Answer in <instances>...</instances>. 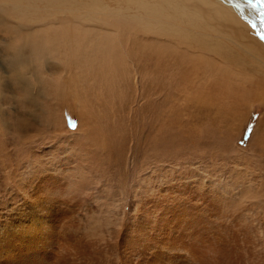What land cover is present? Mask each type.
I'll return each mask as SVG.
<instances>
[{
  "label": "bare ground",
  "instance_id": "bare-ground-1",
  "mask_svg": "<svg viewBox=\"0 0 264 264\" xmlns=\"http://www.w3.org/2000/svg\"><path fill=\"white\" fill-rule=\"evenodd\" d=\"M6 1V16L26 30L21 42L30 58L22 59L19 46L10 54V64L21 62V71L32 59L59 62L71 50L74 64L91 63L87 68L94 64L100 72L127 53L122 38L137 33L163 39L169 51L178 45L177 52L200 62L192 48L228 59L243 47L249 63L259 65L252 44L232 41L212 26L242 31L239 17L264 41V10L251 0H115V7L102 0ZM3 7L0 2V12ZM55 7L76 18L42 26V15ZM104 18L112 19L109 28ZM164 54L150 56L147 65L177 60L162 61ZM84 95L74 97L68 115L77 123L68 137L56 133L61 125L53 120L45 137L23 128L22 115L13 126H0V135L11 134L9 143L0 142V202H6L0 204V264H264V129L242 149L237 141L246 128L243 114L224 110L218 100L209 104L184 94V119L166 117L178 127L198 122L181 131L155 126L151 134L149 126L136 123L140 106H130V96L108 92L97 109L74 107ZM59 101L67 115L69 104ZM191 101L197 106L190 112ZM201 113L211 135L204 124L198 131ZM160 151L180 157L165 165L171 158Z\"/></svg>",
  "mask_w": 264,
  "mask_h": 264
},
{
  "label": "rangeland",
  "instance_id": "rangeland-1",
  "mask_svg": "<svg viewBox=\"0 0 264 264\" xmlns=\"http://www.w3.org/2000/svg\"><path fill=\"white\" fill-rule=\"evenodd\" d=\"M102 1L105 4L108 3L107 5L110 7H115L117 5V3L114 2L115 0ZM0 2L2 3V6H4L2 9L3 12H0L1 127L13 126L16 119L22 115L24 119L20 125L23 128L26 130H32L33 133L37 135L41 133V137H45L46 133L49 131L48 129H50L48 123H51L53 120V122L61 125V129L57 130L56 133L59 135L62 134L61 136L65 138L68 137L70 133L74 132V128L72 127H75L77 123L74 116L68 115L69 112L73 111L72 104L74 105L73 100L77 93L86 95H84L85 99L78 101V105L74 107L97 109L103 104L102 97L105 96L104 94L112 92V94L120 96H130L132 100L129 105L132 106L133 104L136 108L137 106H140L137 109L133 108L134 112L139 113L135 120L138 125L140 124L143 127L149 126L148 133L154 131L155 126H158L162 132L165 129H169V131H181L186 127L191 128L193 121L178 122L181 127H184L181 128L176 125L177 120L172 118L171 115L169 118L166 117L169 116L168 113H171L176 115L175 117L177 119H184L181 115L184 109L182 104L184 102V94L192 98L200 97L202 100H207L209 104L218 100L224 110L231 111V113L239 112L241 115L243 114L242 117L244 118L246 128H244V133L241 135L242 137L239 138L240 140L237 141V145L242 149L251 144L258 129L260 131L264 129V53L262 54L264 41L260 31L253 28L251 24H247L245 21L243 22L240 17L238 19L243 23L242 27L245 28L242 31L239 30V33L235 32L236 26L233 28L231 25H225V27L222 23L219 25L212 23V26L222 31L221 35L225 34L229 37L228 39L231 38L232 41L237 43L239 41L241 45L252 44L253 48L257 49V52L260 55L257 56L255 54V56L260 57L261 61L259 60V65H255L252 61L249 63V60L246 58V50L242 46L243 52L242 50H233L231 54L229 53L228 59L226 56H217L205 51L204 54L203 51H200L196 47L192 48L194 49V54L202 56L200 62L197 59H194L193 61L188 58L187 54L184 53L182 49L181 53H179V51H181L180 49L177 52L178 45L176 46L175 51L174 49L169 51L167 50L166 43L163 39H156V37H153V35L151 36V34L141 35L137 33L126 35L122 38L123 48L127 53H121V55L117 56V61L106 67L105 70H107V72H105V70L99 72L94 64L91 69L87 68L91 63H82L81 66L74 64L73 58L70 54L71 50H65L64 53L66 58L61 57L59 62L54 59H44L45 62L42 60V64L39 61H33L32 59L28 65L29 69L27 71H21L19 65L21 62H15V59L13 64H10L14 59H11L12 57H10V54H14V49L19 46V48L22 49V55H24L22 59L26 60L30 58L29 47L24 46L23 42H21V40L26 38V30L18 29L16 25L17 21L6 16V13H9L10 10V8H8V2L6 0H0ZM251 2L259 3L264 10V0H251ZM70 4L72 3L63 2L62 6L67 7ZM75 4L80 6L78 2H75ZM60 10L61 9L57 7L54 9L50 8V10H48L49 12L46 13L48 16L43 14L42 18L44 17V20L47 19V24H43L42 26H47L48 24L57 26L61 23L62 19L73 22L76 18L75 16L73 17V15L70 17L71 14L66 15V11H63L64 13H62V10ZM201 10L202 12L205 11V13L203 12L204 14L200 12L201 15L207 13L206 9L203 8L200 9V11ZM57 12L60 13V15ZM252 16L256 17L255 14ZM111 23L112 19L105 18L102 22L106 28H109L108 25ZM223 30L224 32L227 30L229 33H224ZM32 32H29L30 37L34 38V32ZM179 46H181V48L185 47L182 45ZM163 54L165 57L164 59H161L162 61H166L168 58L171 60H177L171 61L172 65L169 64L170 62L166 64L160 62L156 67H153L152 60H149V64L147 65V58L150 56H160L161 58ZM233 55L240 57L241 59H237L233 57ZM243 57L245 58L243 59ZM173 62L175 63V66ZM134 66L137 68L141 77L139 80L135 79ZM111 76L113 79H111ZM112 83H114L115 86L112 85ZM60 98H65L66 102L69 104L67 105V115L65 113V106L59 101ZM93 98L95 100H93ZM138 98L141 99V101H138ZM192 102L193 101L187 104L191 107L190 112L195 111L197 106L191 104ZM153 104L155 105L153 106ZM199 107L203 109H206L205 107L210 108L209 106ZM120 108L121 106L119 104L115 106V109ZM198 109L199 108H197V110ZM199 115L201 120L198 124L200 125L198 131H200L203 126L202 124H204L205 127L208 128L207 133L211 135L209 130L210 126H208V117L202 116V113ZM197 122L198 121H194V125ZM60 123H63L64 125ZM195 127L196 126H193V129H195ZM3 134L4 135H0V142L9 143V135L11 134L8 132H3ZM161 136L166 138V133H161ZM42 152L43 150H38L37 154ZM160 152L162 154L169 153L168 158H171L166 160L165 165H167V163L174 164L168 161H173L174 158H178V156L180 157L179 153L177 157H174L176 152ZM161 158H158L157 160ZM7 192L9 191L6 190L3 194H6ZM1 202L0 204H6V202Z\"/></svg>",
  "mask_w": 264,
  "mask_h": 264
},
{
  "label": "water",
  "instance_id": "water-1",
  "mask_svg": "<svg viewBox=\"0 0 264 264\" xmlns=\"http://www.w3.org/2000/svg\"><path fill=\"white\" fill-rule=\"evenodd\" d=\"M256 5H259V7H260L261 9H263L262 6H261L259 3H256ZM263 12H264V11H263Z\"/></svg>",
  "mask_w": 264,
  "mask_h": 264
}]
</instances>
